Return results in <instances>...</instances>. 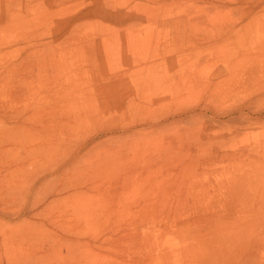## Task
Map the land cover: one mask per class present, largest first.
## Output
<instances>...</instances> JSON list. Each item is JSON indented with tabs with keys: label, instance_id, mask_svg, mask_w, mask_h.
I'll return each mask as SVG.
<instances>
[{
	"label": "rangeland",
	"instance_id": "rangeland-1",
	"mask_svg": "<svg viewBox=\"0 0 264 264\" xmlns=\"http://www.w3.org/2000/svg\"><path fill=\"white\" fill-rule=\"evenodd\" d=\"M0 264H264V0H0Z\"/></svg>",
	"mask_w": 264,
	"mask_h": 264
}]
</instances>
